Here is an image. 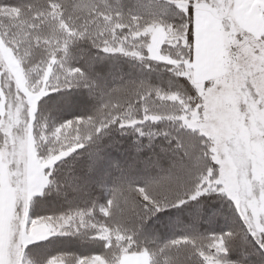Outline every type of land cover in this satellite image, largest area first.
<instances>
[{
	"label": "snow or ice",
	"instance_id": "snow-or-ice-1",
	"mask_svg": "<svg viewBox=\"0 0 264 264\" xmlns=\"http://www.w3.org/2000/svg\"><path fill=\"white\" fill-rule=\"evenodd\" d=\"M169 8L177 19L161 18ZM201 9L211 17L207 23ZM109 11L103 34L81 32L79 37L105 53L149 66L163 63L173 76L172 88L164 91L145 80L109 88L98 75L65 62L67 43L51 47L35 77L26 70L27 91L10 101L21 117L13 131L23 139L31 125L35 152L33 158H17L16 145L0 132V152L6 154L8 167L0 264H26V249L32 253L27 264H121L127 254L147 256L148 264H264V0H189L186 7L176 0H137L127 15L118 7ZM82 56L92 67L90 53ZM51 57L56 62L49 74L43 69ZM3 76L8 78L6 70ZM73 87L95 100L90 113L51 128L37 122L42 98ZM49 100L61 108L76 102L67 97ZM158 121L165 125L155 131L145 124ZM128 129L138 139L135 158L125 161L119 141L113 137L105 143L104 137ZM145 136L146 145L140 140ZM85 146L86 151L52 177L57 161ZM141 165L149 175L138 182L132 172ZM114 173L109 187L106 181ZM51 185L83 193L107 190L110 195L103 203L85 198L83 206L30 215L34 195ZM203 193L230 198L239 223L224 233L194 231L164 242L149 233L157 213L198 201ZM189 214L198 221L217 215L218 207L205 196ZM58 234L92 237L103 242L104 250L44 257L39 242H51Z\"/></svg>",
	"mask_w": 264,
	"mask_h": 264
},
{
	"label": "trees",
	"instance_id": "trees-1",
	"mask_svg": "<svg viewBox=\"0 0 264 264\" xmlns=\"http://www.w3.org/2000/svg\"><path fill=\"white\" fill-rule=\"evenodd\" d=\"M136 2L137 0H120L117 6L115 0H0V29L14 47L25 71L27 70L32 76L38 74L39 69H36V66L42 59L48 58V52L53 45L67 43L70 55L65 62L98 75L109 88L122 81L145 80L168 91L172 88L173 76L163 63L149 62L151 65L149 66L136 58L125 57L119 53H105L102 49L93 47L91 40L79 37L81 32L103 34L109 26L110 7H118L127 15L130 9H134ZM174 12V8H169L166 14H161V18L173 21L177 19ZM100 17L104 19L101 20ZM85 52L90 53L92 57L90 68L85 64L82 56ZM59 55L63 56V53ZM55 62L56 57H51L47 67H52ZM49 97L75 98L76 102L61 108L52 105ZM94 105L95 100L89 98L84 89L76 87L60 89L57 92H50L41 99L37 122L44 121L51 128L75 116L90 113ZM149 123L152 124L153 131L165 125V122L161 121L145 122V124ZM113 137L119 141L118 151L122 159L125 161L134 159L136 156L134 145L138 134L132 129L123 133L111 132L109 136L104 137V142L107 143ZM140 140L145 145L148 143L147 136ZM154 143H160L159 138H154ZM87 147L58 161L52 168V177H57L59 172L63 171L81 152L86 151ZM83 162L84 158L81 159V163ZM115 175L117 174L108 177L106 183L109 187ZM147 175L149 173L142 165L132 172V177L138 182H142ZM61 188L62 190H58L56 185L46 186L41 194L33 198L30 215H50L77 205L83 206L82 201L85 198H96L103 203L110 195L107 190L95 188L87 193L76 192L63 185ZM205 196L218 207V214L194 221L189 209H194ZM236 223H239V218L230 198L220 193H203L198 201H187L184 205L157 213L151 218L148 231L159 242H164L178 236L190 235L194 231L201 234L224 233ZM39 243V251L44 257L61 252L88 256L104 250L102 241L92 237L81 238L79 234H58L51 238V242ZM29 248L33 246L29 245ZM26 257L32 259V253L27 249Z\"/></svg>",
	"mask_w": 264,
	"mask_h": 264
},
{
	"label": "rangeland",
	"instance_id": "rangeland-1",
	"mask_svg": "<svg viewBox=\"0 0 264 264\" xmlns=\"http://www.w3.org/2000/svg\"><path fill=\"white\" fill-rule=\"evenodd\" d=\"M188 2L189 0H176L177 5L183 7H186ZM200 17L205 23L211 18L206 9L200 10ZM161 32H163V29H161ZM161 42H163V40H161ZM158 52L159 46L157 45V54ZM0 64L4 66L3 69H0V132L7 134L9 142L16 145L17 158L22 159L25 155L33 158L35 152V139L31 130V125L25 130L23 139L15 135L13 129L21 123V117L18 109L12 108L10 102L13 96H18V92L27 91L26 71L16 54L14 47L7 40L1 29ZM4 70L8 73L7 79L3 76ZM43 71L50 74L53 69L51 66H48L44 68ZM9 80L12 82L11 87L9 85ZM6 102L9 103L8 108H5ZM5 177L8 178L7 157L5 153L0 152V181ZM128 257H131L135 261L134 264H148V257L139 254H127L121 258V263L124 258L127 259ZM25 261L27 263L28 261H31V259L25 257Z\"/></svg>",
	"mask_w": 264,
	"mask_h": 264
},
{
	"label": "crops",
	"instance_id": "crops-1",
	"mask_svg": "<svg viewBox=\"0 0 264 264\" xmlns=\"http://www.w3.org/2000/svg\"><path fill=\"white\" fill-rule=\"evenodd\" d=\"M205 23V22H204ZM3 176V175H2ZM2 178V177H1ZM8 185V178L7 177H5L4 179H2L1 181H0V219H2L3 218V213H4V201H5V195H6V193H5V190H6V188L8 187L7 186ZM39 194H41V193H37V194H35L34 195V197L35 196H37V195H39ZM135 263V261L131 258V257H128L127 259L126 258H124L123 260H122V263L121 264H134ZM27 264V263H26Z\"/></svg>",
	"mask_w": 264,
	"mask_h": 264
}]
</instances>
